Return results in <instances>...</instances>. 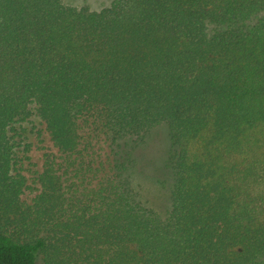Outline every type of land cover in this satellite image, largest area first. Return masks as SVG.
Masks as SVG:
<instances>
[{"label":"trees","instance_id":"1","mask_svg":"<svg viewBox=\"0 0 264 264\" xmlns=\"http://www.w3.org/2000/svg\"><path fill=\"white\" fill-rule=\"evenodd\" d=\"M169 131L165 217L136 151ZM264 264V0H0V264Z\"/></svg>","mask_w":264,"mask_h":264},{"label":"rangeland","instance_id":"2","mask_svg":"<svg viewBox=\"0 0 264 264\" xmlns=\"http://www.w3.org/2000/svg\"><path fill=\"white\" fill-rule=\"evenodd\" d=\"M67 5H86L91 10L110 6L113 0H63ZM136 151V169L133 172V187L138 200L151 208L160 217H165L171 204L173 177L167 166L170 150L167 127L155 128ZM38 264H44L41 255Z\"/></svg>","mask_w":264,"mask_h":264}]
</instances>
